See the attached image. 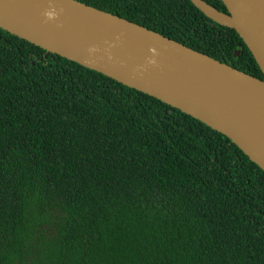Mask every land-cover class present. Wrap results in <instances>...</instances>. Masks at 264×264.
Returning <instances> with one entry per match:
<instances>
[{"label": "trees", "instance_id": "obj_1", "mask_svg": "<svg viewBox=\"0 0 264 264\" xmlns=\"http://www.w3.org/2000/svg\"><path fill=\"white\" fill-rule=\"evenodd\" d=\"M77 1L264 80L190 0ZM0 264H264V172L190 115L0 28Z\"/></svg>", "mask_w": 264, "mask_h": 264}, {"label": "water", "instance_id": "obj_2", "mask_svg": "<svg viewBox=\"0 0 264 264\" xmlns=\"http://www.w3.org/2000/svg\"><path fill=\"white\" fill-rule=\"evenodd\" d=\"M221 1L227 12L190 0L236 31L264 77V0ZM0 28L190 115L264 172V80L77 0H0Z\"/></svg>", "mask_w": 264, "mask_h": 264}]
</instances>
